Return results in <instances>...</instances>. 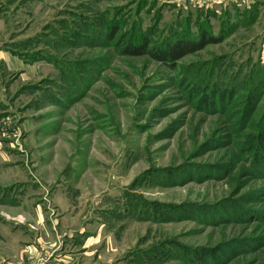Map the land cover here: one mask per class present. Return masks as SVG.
Instances as JSON below:
<instances>
[{
    "label": "rangeland",
    "instance_id": "rangeland-1",
    "mask_svg": "<svg viewBox=\"0 0 264 264\" xmlns=\"http://www.w3.org/2000/svg\"><path fill=\"white\" fill-rule=\"evenodd\" d=\"M244 8L172 65L127 45L217 35L221 9L0 0V264H264V2Z\"/></svg>",
    "mask_w": 264,
    "mask_h": 264
},
{
    "label": "trees",
    "instance_id": "trees-1",
    "mask_svg": "<svg viewBox=\"0 0 264 264\" xmlns=\"http://www.w3.org/2000/svg\"><path fill=\"white\" fill-rule=\"evenodd\" d=\"M229 9L222 11L219 15H216L221 17V24L219 26L217 35H214L209 28H206L205 26L207 25L202 21L200 24L198 23L195 25L197 35L195 36L194 40L190 38L192 34H188L189 32L183 31L176 33V31H174L172 34L174 38L171 40V42L163 44V48H156L155 50L154 48L148 49V40H145L144 38L138 40L137 42L131 41L132 43L127 45L126 50L129 54H144L150 56L153 59L161 61L164 64L170 63L173 65L187 55L196 53L206 46L219 44L222 40L226 39L229 36L230 29L232 30L236 28L235 26H229L228 22H225L227 19H230L228 16ZM249 9L250 8L244 9L246 12L244 11L242 14H248ZM211 15L212 14H207V18L211 17ZM238 16L239 14L236 15V20L240 19ZM111 29L113 31L112 34L110 33L111 35L116 33V28L112 27ZM108 38L111 40L112 36L108 35Z\"/></svg>",
    "mask_w": 264,
    "mask_h": 264
},
{
    "label": "built area",
    "instance_id": "built-area-1",
    "mask_svg": "<svg viewBox=\"0 0 264 264\" xmlns=\"http://www.w3.org/2000/svg\"><path fill=\"white\" fill-rule=\"evenodd\" d=\"M173 5L176 7H190L193 9H202V10H212L221 9V12L231 8L232 6H236V2L234 0H171ZM232 5V6H231ZM247 9V7H246ZM218 12L216 14H220Z\"/></svg>",
    "mask_w": 264,
    "mask_h": 264
},
{
    "label": "crops",
    "instance_id": "crops-1",
    "mask_svg": "<svg viewBox=\"0 0 264 264\" xmlns=\"http://www.w3.org/2000/svg\"><path fill=\"white\" fill-rule=\"evenodd\" d=\"M262 1L264 2V0H234V2H236L235 4H237L238 8H244L245 7L244 9H246V7H247V8H250L251 10L257 9L259 7V3H261ZM232 7H236V6H232Z\"/></svg>",
    "mask_w": 264,
    "mask_h": 264
}]
</instances>
